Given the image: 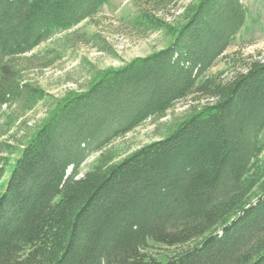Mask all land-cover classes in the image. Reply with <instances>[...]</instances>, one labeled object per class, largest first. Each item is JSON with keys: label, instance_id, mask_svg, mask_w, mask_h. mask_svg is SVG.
Wrapping results in <instances>:
<instances>
[{"label": "trees", "instance_id": "1", "mask_svg": "<svg viewBox=\"0 0 264 264\" xmlns=\"http://www.w3.org/2000/svg\"><path fill=\"white\" fill-rule=\"evenodd\" d=\"M179 1L137 4L135 24L168 47L100 72L26 133L47 96L28 56L109 0H0V264H264V57L207 76L244 27L245 0H198L173 23ZM189 99L166 138L119 162L106 151ZM149 242L176 251L161 262Z\"/></svg>", "mask_w": 264, "mask_h": 264}, {"label": "rangeland", "instance_id": "2", "mask_svg": "<svg viewBox=\"0 0 264 264\" xmlns=\"http://www.w3.org/2000/svg\"><path fill=\"white\" fill-rule=\"evenodd\" d=\"M138 1L142 0H109L94 20L84 22L69 32L55 34L28 56L36 58L39 68L29 71L27 79L42 87L47 96L24 119L23 131L27 133L28 129L40 126L66 95L87 89L100 72L121 68L170 45L171 38L164 32L145 33L135 24L139 14ZM197 1H179L170 9L168 20L175 23L188 6ZM244 6V27L207 76L224 73V77L229 78L241 69L246 58L257 57L258 54L264 57V0H245ZM42 65L48 68H42ZM196 105L192 99L179 103L165 119L145 123L125 138L115 141L106 151L115 157V162L123 160L140 148L166 138ZM9 113L6 109L0 112V126ZM18 129L13 133L16 139L22 140L23 133ZM261 139L264 143V133ZM100 156L101 153L94 154L82 165L80 178L95 168ZM15 158H11L12 164ZM260 161L264 163V153ZM9 172L10 169L7 170ZM148 245L145 254L161 262H166L176 251L153 242Z\"/></svg>", "mask_w": 264, "mask_h": 264}]
</instances>
